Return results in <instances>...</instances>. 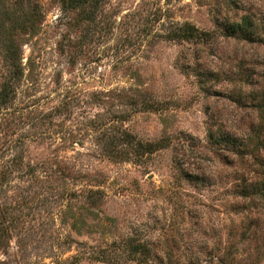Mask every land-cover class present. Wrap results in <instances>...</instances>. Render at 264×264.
Wrapping results in <instances>:
<instances>
[{
  "label": "rangeland",
  "instance_id": "obj_1",
  "mask_svg": "<svg viewBox=\"0 0 264 264\" xmlns=\"http://www.w3.org/2000/svg\"><path fill=\"white\" fill-rule=\"evenodd\" d=\"M0 264H264V0H0Z\"/></svg>",
  "mask_w": 264,
  "mask_h": 264
},
{
  "label": "trees",
  "instance_id": "obj_2",
  "mask_svg": "<svg viewBox=\"0 0 264 264\" xmlns=\"http://www.w3.org/2000/svg\"><path fill=\"white\" fill-rule=\"evenodd\" d=\"M59 1L64 9H68V8L78 7L80 5H83L84 3H91L93 6H97L102 0H59ZM206 34L207 33L205 31L199 30L193 24L183 23V24H176L172 28L168 36L172 39L189 40V39L203 38V35ZM10 51H11V46H8L6 48L7 57L8 59H10L11 65H14V62L11 60V59H15L14 52L13 51L10 52ZM137 146L142 147L144 151H147V149H151L152 145L150 143L141 144L139 142L137 143ZM138 247L140 246L138 245Z\"/></svg>",
  "mask_w": 264,
  "mask_h": 264
}]
</instances>
